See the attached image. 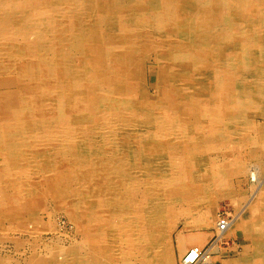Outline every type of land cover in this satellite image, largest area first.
<instances>
[{"label": "bare ground", "instance_id": "obj_1", "mask_svg": "<svg viewBox=\"0 0 264 264\" xmlns=\"http://www.w3.org/2000/svg\"><path fill=\"white\" fill-rule=\"evenodd\" d=\"M248 145L264 152V0H0V232L19 249L62 211L83 243L26 264H172L195 212L213 234L180 231L181 264H216L236 231L248 250L220 264H264V162L224 228L208 213Z\"/></svg>", "mask_w": 264, "mask_h": 264}, {"label": "rangeland", "instance_id": "obj_2", "mask_svg": "<svg viewBox=\"0 0 264 264\" xmlns=\"http://www.w3.org/2000/svg\"><path fill=\"white\" fill-rule=\"evenodd\" d=\"M152 73H154V71ZM257 120L263 121L262 118H257ZM247 147V153H245V150L242 148H238L235 146L233 148H230L236 154L234 157L237 158L232 159V162L230 164V166L234 170L233 174L231 175L230 181L232 187L234 188L235 197L234 199H232L231 197L220 198L217 203L209 210V219L213 223L217 219L223 217L227 218V216L231 214L230 211L236 213V210L240 209L244 205H247V202L250 200L253 193L257 194L258 196L257 191L260 190V187H257L258 185H256V183L251 180L247 172L249 171V168H251L253 163H255L256 165H261V163L264 162V152L261 151L259 157L253 160L250 152V149H252L253 146L248 145ZM241 156L242 159H240ZM247 158L251 159V163H248V169L246 170V172L237 173L241 168V162L246 161ZM259 174L260 179L263 181L264 171H262L261 168ZM198 216L199 212H195L191 216H184L176 222L174 228L172 229L170 234L172 264H181V259L183 258L184 254V252L181 251V245L177 239V235L180 231L185 230L188 232H203V234H205L203 244L206 245L208 241H210L214 226L212 225L211 228H203L202 226L195 224L194 220H196ZM42 220L43 222H48L47 228L44 232H38L35 235L31 233H25L24 235L16 233L15 236L19 237L21 241V247L19 249L16 248L17 244L15 238H5V233L0 232V256L5 259L3 264H26V260L30 259L33 249H36L38 253H42L44 255L46 251V244H61L65 247L74 245L83 248L82 235L78 233L76 227H71L72 225L69 222L68 218L65 216L64 212H54V215L51 219L48 218L46 212H43ZM185 243L187 244V242ZM208 244L206 246H208ZM248 244L249 242L245 241V239L242 238L238 231L231 232L223 239V241H220L217 244V246L220 248L219 252H221V254L219 253L216 256L214 255V263L220 264L226 260H236L240 258L247 252L249 246ZM193 245L197 244L188 243L187 246L189 248Z\"/></svg>", "mask_w": 264, "mask_h": 264}, {"label": "built area", "instance_id": "obj_3", "mask_svg": "<svg viewBox=\"0 0 264 264\" xmlns=\"http://www.w3.org/2000/svg\"><path fill=\"white\" fill-rule=\"evenodd\" d=\"M225 219H226V218L223 217V218H220V220H219V221H220V225H221L222 228H224V227L226 226V223H227V222H226Z\"/></svg>", "mask_w": 264, "mask_h": 264}]
</instances>
